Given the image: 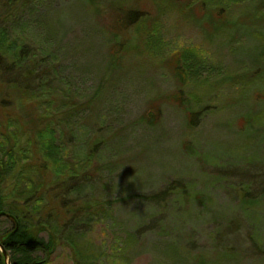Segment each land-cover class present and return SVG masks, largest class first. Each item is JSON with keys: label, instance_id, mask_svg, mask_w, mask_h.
Returning <instances> with one entry per match:
<instances>
[{"label": "rangeland", "instance_id": "1", "mask_svg": "<svg viewBox=\"0 0 264 264\" xmlns=\"http://www.w3.org/2000/svg\"><path fill=\"white\" fill-rule=\"evenodd\" d=\"M110 1L91 0L84 4L79 0H28L13 17L7 18L11 19L7 22V40L13 41L11 48L23 45L24 51L27 49V53L34 54L35 61L40 56L45 59L40 66L46 67H40V70L47 71L53 80L48 90L53 88L57 96L74 103L86 99L97 84L101 85V94L90 102L86 112L67 117L62 132L63 144L57 150L66 160L62 166L84 159L82 169L91 178L85 194L90 201H97V207L103 208L84 225V230H77L80 234L72 235L73 247L82 255L99 254L95 264H192L191 253L195 252H200L208 261H217L215 251L218 248L212 240L213 232L217 228V237L224 234L223 220L230 214L236 215L235 202L228 199V194L217 183L210 186L203 183L207 179L206 167L191 149L204 150L200 153L201 160L211 168L220 167L214 161L215 151L212 149L227 152H219L218 156L224 153L221 159H226L225 164L229 167L256 161L261 152L260 161L264 162V78L256 80L258 87L248 90L249 82L234 76L246 66L243 59L235 55L236 49L249 45L263 56L264 35L259 36L254 29L246 36L233 34L231 39L229 33L232 34V30L212 31V21L197 17L204 9L194 7L188 11V5L175 7L163 4L161 0H127L113 8ZM187 1L191 5L197 0H181V3ZM257 1L206 0L207 6L214 9L213 15L215 8L221 5L225 17L249 27L257 26L254 23L256 13L252 10ZM118 6L121 10L136 7L145 13L146 18L155 17V20L150 27L148 22L141 21L137 27L118 30V42L123 47L135 44L136 48L121 52L124 54L120 67L107 73L103 66L109 48L107 38L116 15L113 10ZM174 52H184L183 57L194 64L192 66L200 67L195 76L186 72L180 86L161 64ZM245 53L242 51L241 55ZM261 66L264 68V61ZM178 88L192 109L199 105L204 107L192 125L184 123L183 107L165 98ZM245 94L262 101L261 106H253L252 110V122L261 126L250 132L256 133L253 144H250L253 140L237 133V129L245 124L242 114L251 103H247ZM45 95L51 100L45 98V103L42 102L38 109L48 108L51 120V115L58 111L56 107L52 109L57 100L51 92L45 91ZM45 95L40 93L39 97ZM154 105L158 107L156 122L146 125L139 119L140 114L150 113L148 110ZM21 115L13 89L0 85V147L7 149L8 144L16 142L26 147L24 156L27 159L43 163L46 161L45 155L42 156L44 148L36 142L31 131L25 129L24 115ZM14 123L16 129H13ZM50 127V137L57 139V126L47 125ZM92 138L100 141L88 154L87 143ZM55 151L53 149L52 154ZM240 153H246V157L238 162L240 157L236 154ZM229 158L234 163L228 162ZM19 164L7 170L0 181L2 193H8L11 199H18L15 194L18 191L16 186L20 185L17 182ZM52 167L50 160V169H46L42 178L44 187L41 191L44 193L51 191L47 188L52 187L55 180ZM21 173L31 174L23 170ZM174 178L194 181L193 189L201 190L204 195V206L197 208L189 204L182 214L164 221L167 232L156 233L147 228L150 208L134 194L158 189ZM259 181L260 177L255 178L253 184L257 185ZM23 196L25 206L29 207L35 196ZM18 204H21L20 199ZM42 209L38 210L41 214ZM52 210L53 216H58L54 221L64 223L67 216L63 208L57 206ZM260 212L259 230L264 236V198ZM214 213L222 216L214 217ZM234 223L239 228L237 236L222 244L224 254L228 253L229 245L236 246L248 229L240 215L235 216ZM7 225L6 219L0 217V230ZM126 233H135L136 237ZM38 236L45 238L46 234L41 231ZM173 240L177 241L176 244ZM34 254L46 257V264L75 262L70 246L62 237L56 238L50 253L36 251ZM235 258L215 264H264V255L249 251L239 252Z\"/></svg>", "mask_w": 264, "mask_h": 264}, {"label": "trees", "instance_id": "2", "mask_svg": "<svg viewBox=\"0 0 264 264\" xmlns=\"http://www.w3.org/2000/svg\"><path fill=\"white\" fill-rule=\"evenodd\" d=\"M27 1L28 0H0V85L9 87L15 92L18 110L24 115L21 116H23L22 118L26 123L25 129L31 131L36 142L44 148L42 150V156L45 155L46 161H42L43 163L40 164L31 162L24 156L26 147L21 144L18 145L16 142L10 145L8 144L6 146L7 149L0 147V181L4 178L7 170H11L14 165L20 163L17 171V175L19 176L17 182H19L18 184L20 185L16 186L18 191L16 194L14 193L18 199L9 198L8 193L3 194L0 182V208L9 212L18 223L14 232H5L2 231L3 229L0 230V245L5 250L7 258L12 261V264H46V257L40 258L34 253L36 251L45 254L50 253L53 250L54 243H56V238L62 237L66 240V244L70 246L71 253L75 259L73 264H95L97 262V256L100 255H82L77 248L73 247L74 241L72 240V235L74 234V236H76L79 233H77V230L80 228L83 229L84 225L92 220L91 218L96 215L97 211H102L103 208L97 207V201H90L91 198H87L85 194L88 192V188H90L89 184L91 183V178L87 177V173L82 169L84 167V159L76 164L69 163L67 166H62L63 160H66L63 154L57 150L61 149L63 144L64 133L62 132L64 130V123L68 121L67 117L76 116L78 112H86L90 102L101 94V85L97 84L89 97L74 103L63 100L57 96L54 91H52L54 90L53 88L51 90L47 89L53 80L49 78L47 71L40 70V67H46L40 66V62H43L45 59L40 56L35 61L33 59L34 54L31 52L27 53V49L24 51L22 48L23 45L17 44L14 48H11L13 41L7 40V28H9L7 23L9 19L7 18L13 17L25 6ZM79 1L88 4L91 0ZM124 1L127 2V0H112L109 4L114 8L117 3H122ZM189 1L193 2L194 0ZM161 2L175 7L188 5V11H191L194 7L200 10L204 9L203 12L201 11L197 14L199 20H206V18H208L212 21V31L224 32L226 29L232 30L233 33H229L231 39L234 38L233 34L237 35L236 37L241 35L246 36L254 29L259 36L264 35V20H262L264 16V10H262L264 7V0L257 1L252 9L256 13V15L254 14V23L257 24L256 27H249L247 24L240 22L238 24L237 21L228 19L223 14L224 8L221 5L215 8L214 16V9L212 6H207L208 2H206V0H197L191 5H189L190 3H188V1L186 3H181V0H161ZM113 11L116 12V15L112 20V30H109L110 33L107 38L109 48L103 65L104 71L107 73H113L120 67L121 58L124 54L121 55V52L128 51V48H136L135 44L133 46L124 45L125 47H123L117 40L118 30L126 29L131 26L137 27L141 21L144 23L148 22V27H150L155 20V17L146 18L144 15L145 13L136 7L128 6L121 10L118 6L117 10L114 9ZM241 17L242 16H240V18ZM195 22L198 25L196 17ZM113 47L114 49H112ZM242 51L246 52L244 56L241 55ZM183 53L184 52H174L161 62V64H163L177 79L179 86L184 83L186 72L192 73V75L195 76L197 73L199 74L200 68L192 66L194 64L190 63L187 58H184L183 56L185 55ZM235 55L243 59L242 62L245 63L246 66L240 73L234 76L237 79L241 78L245 80V83L249 82L248 90L253 86L258 87L256 80L260 77L264 78V68L261 66V63L264 61V55L262 56L257 52L255 47L249 45L239 46L236 49ZM180 90L181 89L178 88L176 91L170 92L165 98L171 99L181 105L184 112V123L192 125V122L197 120L202 114L204 107L199 105L197 109H192V106L188 105L182 97ZM45 91L48 93L51 92L57 100V103L52 106V109L56 107L58 111H56L54 116L51 115V120H49L50 112L48 108L43 106L41 109H38L39 106L41 107L42 102L45 103V98L51 100L48 95H45ZM40 93L45 96L39 97ZM248 96L250 95L245 94V99L247 103H251L247 105V109L242 114V121H244L245 124L237 129V133H240L243 137H248L251 141L253 140L250 143L253 144L255 142L254 137H256V133L250 134V132H255L260 129L261 126L252 122V110H254L253 106H261L262 101L251 99ZM38 103L40 104L38 105ZM32 106H34V108H32ZM148 111H150L148 114H146V112L141 113L139 119L144 124L151 126L156 122L155 118L158 116V107L155 105L152 107L150 106ZM28 114L30 119L26 120ZM49 124L57 126V139L50 137V129H52V127L47 128ZM262 126L264 127V125ZM16 128L17 126L14 123L13 129ZM27 139L28 138H26V140ZM99 141L100 139L97 138H92L88 141V154H91L93 150L96 149L95 144ZM54 143H56V145H54ZM17 145L19 148L16 147ZM90 145L95 147L89 148ZM53 149H56L54 154H52ZM244 149H247V146ZM212 150L215 151V163L220 165L218 168H211L209 164L201 160L200 156L202 155H200V153H203L204 150L191 149L198 161L206 167L205 174H207V179L204 180L203 183L209 186L217 183L225 190L228 194V199L231 201L234 200L235 202L233 205V209L237 211L235 216H242L245 222L244 225H246L248 229L243 232V236L239 238L236 246L229 245L230 247L227 249L228 253L224 254L222 244H226V241L236 237L237 230L239 229L234 223L235 216L233 217L230 214L223 220L224 234L222 233L217 237L215 232L219 230L217 228H215L213 232L214 236L212 240H214L218 248V250L215 251L217 261H208L200 252H195L191 253L190 259L192 264H215V262H219L220 260L228 261L231 258L234 259L239 252L243 253L244 251H249L256 255H264V236L259 230V224L262 218V213L260 212L261 202L264 198V162L260 161L262 157H260V154L262 152L259 154V159L256 161L240 166L229 167L226 165V159H221L225 156L224 153L227 152L219 149ZM219 152L224 153L218 156ZM50 154L51 156L49 157ZM236 155L238 158L240 157V159L237 160L238 162L246 157V153ZM231 158L228 159V162L234 163ZM50 160L51 165H53L51 169L55 175V180L53 186L47 188L51 189V191L49 192L47 190L44 193V191H41V187H44V184H42L44 180L42 178L45 176L46 169H50ZM63 167V171H60ZM22 170L24 173L27 172L31 174L22 175ZM258 177H260V181L257 185H254L253 180ZM192 182L194 181L185 180L184 178L169 179L158 189L134 194V196L141 199L151 210L149 214L150 221H148V223H150H147L148 229H153L156 233L163 231L167 232L164 221H169L173 217L176 218L177 215L179 216L182 214V212L188 209L187 207L189 204L197 208L204 206V195H202L201 190L193 189ZM38 190L39 194L36 195ZM23 194L35 196L29 207L25 206L26 199H24ZM89 196L91 197L90 194ZM19 199L21 204H18ZM57 206L63 208V213L67 216L65 222L62 224H58V221H54L58 216H53L54 213L52 209ZM41 208H43L42 214L38 211ZM46 208H48L47 212L45 211ZM169 215H171V217H168ZM212 216L216 217L222 215L214 213ZM41 231L45 232V238L38 236V233ZM65 231L67 233H65ZM126 235L136 237L135 233H126ZM174 240L177 239L174 238ZM174 240L173 243L176 244L177 241ZM234 247L236 249H234ZM0 264H4V257L1 252Z\"/></svg>", "mask_w": 264, "mask_h": 264}, {"label": "flooded vegetation", "instance_id": "3", "mask_svg": "<svg viewBox=\"0 0 264 264\" xmlns=\"http://www.w3.org/2000/svg\"><path fill=\"white\" fill-rule=\"evenodd\" d=\"M0 217H3L4 219H6V221L9 223V226L7 225L6 228H3L2 231H5V232H14L15 229L17 228L18 226V223L16 222V220H14L13 216L10 215L9 212H7L6 210H3L0 208ZM14 229V230H13ZM2 247V246H1ZM4 250V249H3ZM5 251V250H4ZM1 252V251H0ZM6 253V252H5ZM7 256V255H6ZM6 261L8 264H12V261H10L8 258H6ZM4 264L5 263V260H4Z\"/></svg>", "mask_w": 264, "mask_h": 264}, {"label": "water", "instance_id": "4", "mask_svg": "<svg viewBox=\"0 0 264 264\" xmlns=\"http://www.w3.org/2000/svg\"><path fill=\"white\" fill-rule=\"evenodd\" d=\"M0 251H1V254L3 255V257H4L5 263L8 264L7 261H6V258H7L6 253L3 250V248L1 247V245H0Z\"/></svg>", "mask_w": 264, "mask_h": 264}]
</instances>
